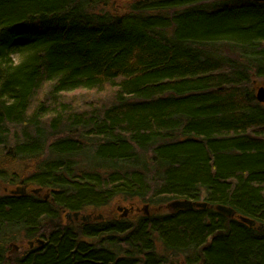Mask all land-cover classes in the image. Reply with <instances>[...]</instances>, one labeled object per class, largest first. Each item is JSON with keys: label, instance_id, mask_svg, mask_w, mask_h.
<instances>
[{"label": "trees", "instance_id": "obj_1", "mask_svg": "<svg viewBox=\"0 0 264 264\" xmlns=\"http://www.w3.org/2000/svg\"><path fill=\"white\" fill-rule=\"evenodd\" d=\"M98 3L0 0V264H264V3ZM119 198L208 208L59 222Z\"/></svg>", "mask_w": 264, "mask_h": 264}, {"label": "rangeland", "instance_id": "obj_2", "mask_svg": "<svg viewBox=\"0 0 264 264\" xmlns=\"http://www.w3.org/2000/svg\"><path fill=\"white\" fill-rule=\"evenodd\" d=\"M100 3L92 5V7L98 11L104 12H125L129 10L131 4L136 1H146V0H97ZM254 81V92L255 95L258 94L260 89H264V81L261 79H253ZM106 93H103L99 97L103 98ZM75 96V95H74ZM76 96L78 97H89L94 99L95 94H90L88 92H80L77 93ZM31 163H27L25 165L19 164L17 168L14 170L15 172L19 173L20 175L29 174V168L31 167ZM84 165V164H82ZM25 189L26 192H31V189H27L25 186L19 184L12 185L8 181L0 180V196H5L11 194L13 191ZM44 192L43 194H45ZM170 205V204H169ZM169 205L163 206H151L140 199L134 200H125L123 198H119L114 200L109 206L103 209H89L79 213L77 216L72 215L69 213L63 214L59 222L66 226L69 224H83V223H96V222H105V221H112V220H120V219H129V220H136L143 216H151L155 214H167L171 212V208ZM68 215L71 217L69 218ZM58 221H51L45 222V231L48 233L52 228H54L59 223ZM36 243V240L28 241L24 236H19L18 239L10 245L11 252L9 254V258L12 263V260L16 256H20L24 254L26 251L31 249L30 244ZM158 251L162 252L161 249L158 247ZM167 264H187L184 261V257L182 256H174L168 258Z\"/></svg>", "mask_w": 264, "mask_h": 264}, {"label": "water", "instance_id": "obj_3", "mask_svg": "<svg viewBox=\"0 0 264 264\" xmlns=\"http://www.w3.org/2000/svg\"><path fill=\"white\" fill-rule=\"evenodd\" d=\"M236 1H251V2H256V3H264V0H236ZM257 99H258L259 103L264 104V89L263 88L259 90V92L257 94ZM33 192L36 194L38 192H41V190H35ZM11 194L12 195H18V194L25 195L26 191H25V189H22V191L21 190L20 191L19 190L13 191ZM46 198H48V196ZM169 206H170L172 211H179V210L193 211L194 209H206V208H208V205L204 202H193V201H188V200L175 201V202L171 203ZM215 209L219 213L223 214L224 216H226L229 219L236 217L235 211L229 207L218 206ZM75 215L77 216L78 214H75ZM68 217L70 218L71 215L70 216L68 215ZM239 219L251 228L256 226V223L253 220H250V219H247L244 217H239ZM259 229H261V228H259ZM36 243L39 246H43L45 244V242L43 240H36ZM34 246H35V243L30 244L31 248H33Z\"/></svg>", "mask_w": 264, "mask_h": 264}, {"label": "bare ground", "instance_id": "obj_4", "mask_svg": "<svg viewBox=\"0 0 264 264\" xmlns=\"http://www.w3.org/2000/svg\"><path fill=\"white\" fill-rule=\"evenodd\" d=\"M256 99H257V95H256ZM257 101H258V99H257ZM259 102V101H258ZM261 104V103H260Z\"/></svg>", "mask_w": 264, "mask_h": 264}]
</instances>
